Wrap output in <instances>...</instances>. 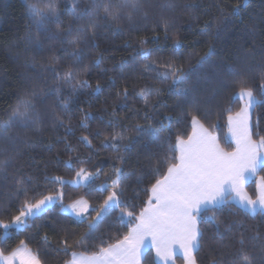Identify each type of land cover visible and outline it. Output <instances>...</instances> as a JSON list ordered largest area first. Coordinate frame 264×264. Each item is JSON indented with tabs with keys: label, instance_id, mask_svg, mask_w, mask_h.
I'll use <instances>...</instances> for the list:
<instances>
[{
	"label": "trees",
	"instance_id": "16d2710c",
	"mask_svg": "<svg viewBox=\"0 0 264 264\" xmlns=\"http://www.w3.org/2000/svg\"><path fill=\"white\" fill-rule=\"evenodd\" d=\"M30 2L46 11L48 0ZM103 2L116 4L118 0ZM59 6L64 13L62 28L71 30L68 40L79 38L76 50L82 52V58L71 55L73 45L61 43L63 36L48 39L56 32L54 25H49L47 35L38 32L26 14L23 0H0V124L26 100L35 105L33 116L38 121L29 128L9 129L8 135L17 141L14 147L0 141V147L7 148L0 153V161H10L6 176L0 175V220L10 222L19 213L24 197L16 199L17 188L36 186L42 195L35 196L33 202L50 192L64 193L62 203L57 201L47 214L30 220L29 227L11 230L0 249L9 252L24 241L39 253L42 264H64L72 251L93 254L99 251L101 240L106 246L128 234L132 225L122 224L121 210L113 209L100 224L95 239L86 241L84 247L75 244L88 231L87 224L97 219L96 213L110 191H102L101 187L116 178L115 168L123 173L116 191L123 190L122 199L135 205L127 211L138 216L148 200L147 190L166 173V168L160 175L156 173L158 161L165 154L172 155L168 146L175 143L178 134L184 138L191 134V115H198L221 146L231 150L234 145L226 137L229 113L225 109L231 108L233 114L241 103L232 99L238 89L230 85L247 79L254 94L264 99L260 95L264 83L260 76L264 65V0H143L141 11L133 14L132 21L125 13L118 22L105 19L102 9L92 10L90 0H80L79 20L65 11L63 2ZM71 6L69 2L68 8ZM91 11L98 14L91 15ZM164 22L171 25L167 38ZM37 40L45 46L39 56L28 51V45ZM142 50L151 52L149 61L141 59ZM52 56L59 61L54 65L59 76L72 73L70 84L42 70L53 67L49 63ZM169 60L182 67L184 85H175L171 78L165 80L156 72H143L145 63L164 64ZM121 65H125L123 74ZM141 89L152 92L147 104L139 95ZM65 101L67 111L62 108ZM54 113L61 117L62 125ZM257 120L260 128L254 129V133L259 131V136L253 135L256 140L264 136V106L253 112L252 122ZM149 126L157 139L144 134ZM113 132L125 139L112 142ZM85 136L90 145L82 140ZM81 167L92 172L100 170V175L82 186L67 183ZM258 174L264 176V172ZM57 176L66 183L50 182ZM245 186L254 196V180ZM32 197L30 191L28 199ZM78 197H85L91 205L88 220L81 221L61 210L64 202ZM217 215L218 227L207 218L199 223L203 237L198 264H239L241 235L243 251L253 264H260L264 258V214L258 212L253 217L230 203ZM64 239L72 245L68 255L63 251ZM145 256L141 264H158L151 248Z\"/></svg>",
	"mask_w": 264,
	"mask_h": 264
},
{
	"label": "snow or ice",
	"instance_id": "6c2138e0",
	"mask_svg": "<svg viewBox=\"0 0 264 264\" xmlns=\"http://www.w3.org/2000/svg\"><path fill=\"white\" fill-rule=\"evenodd\" d=\"M65 5V11L71 12L74 19L79 20L81 16L77 12L80 0H48L45 5L46 11L41 10L30 0H23L27 9V15L36 29L40 33L47 35L50 32L49 25H54L56 32L48 36V39H60L61 43L67 42L73 45L72 56L82 58V52L77 51L79 48V38L68 40L71 36V30L62 28V20L60 11V3ZM71 8H68V3ZM91 9H102L105 19L110 18L114 22H118L122 15L127 14L129 21L133 20V14L139 13L143 7V0H118V3L105 4L103 0H90ZM91 15H97V11H91ZM145 14L144 19H147ZM31 27V24L29 25ZM96 26L93 25V28ZM163 31L166 38L171 25L164 22ZM96 33L93 31L92 36ZM143 43V41H142ZM28 51L34 52L36 56L45 52L44 44L37 40L28 45ZM139 55L141 59L149 61L150 51L142 50ZM97 60V64H99ZM49 63L53 67L42 69L55 73L59 79L66 83H71L73 75L71 72L59 76L54 65L59 61L56 57H49ZM260 76L264 79V65ZM125 70V65H121V74ZM143 72H156L157 76L163 79H172L175 85H184L186 81L185 74L181 66L177 65L174 60H169L164 64H158L156 61H150L143 66ZM83 84L86 86L87 81ZM231 87L238 89L233 92L232 99L239 100L241 108L232 114L231 108L225 109L228 117V127L232 140L235 142L233 151H226L220 146L218 138L212 134L209 128H206L198 115H191L190 124L192 134L185 139L182 135H177L174 144H169L168 152L172 155L165 154L163 159L159 160L156 165V173L161 174L166 168V173L162 178L156 179L151 188L147 190L148 200L146 207L135 215L134 211H127L129 207L134 208L135 205H129L123 197V190L119 192L122 179V169L115 168L116 178L112 180L110 185L101 187L102 191H109L101 209L97 211V219L87 224L88 231L75 242L76 246L84 247L86 241L96 238V232L103 220L111 214L113 209L121 210V223L132 225L127 235L123 238H116L115 243H109L104 246L101 240L99 251L91 255L83 252H70L72 245L67 239L62 241L63 251L69 254L71 259L66 264H141L142 258L146 259L145 252L149 248L155 249L156 256L169 264H174L173 256L177 249L183 260V264H198L197 253L200 248V241L203 233L199 228L201 220L207 218L219 226V217L217 213L223 212L225 206L230 203L238 206L246 213H251L254 217L258 212L264 214V176L260 177L257 185V196L253 199L245 190V184L251 176H255L258 172H264V136H260L259 140H254L253 135L259 136V131L254 133V129H259L260 124L257 120L252 122V114L256 107L264 106V99H259L251 87L248 86V80L241 78L233 81ZM97 85L96 91H99ZM74 91H79L74 89ZM189 89H185V95H188ZM55 94V93H51ZM127 89L123 95L127 97ZM139 95L147 104L152 92L147 89H141ZM260 95L264 96V83L260 85ZM195 104V100H193ZM67 111V101L62 106ZM35 105L31 101H22L16 108L8 121L0 124V141H7L11 146H15L17 141L8 135L9 129L13 127L29 128L38 123L33 113ZM199 113L198 107L194 108ZM54 118L62 125L63 120L57 114H53ZM147 116V114H146ZM207 118V117H205ZM39 131V129H36ZM144 134L157 139L154 130L149 126L144 129ZM107 139V138H106ZM125 137L118 132H113L111 141H123ZM170 139V137H169ZM87 144H91L88 137H82ZM105 146H109L106 144ZM112 146H117L113 143ZM7 148L0 147V153L6 152ZM178 153V155L176 154ZM9 160L0 161V175L6 176V168ZM71 164V161L66 162ZM100 175V170L94 172L81 167L76 172V180L67 183H74L82 186L94 182L95 178ZM59 182L61 185L66 183L63 177H52L50 182ZM21 187L16 189V199L24 197L22 206L18 209L19 215L12 216L10 222L0 220V244L6 243L13 229H26L29 227V221H35L42 215L52 210L54 204L59 201L62 203L64 193L57 192L55 194L44 195L42 199L33 200L35 196L42 195L35 190ZM32 191V200L28 199L29 192ZM62 211H68L71 215L76 216L81 221L89 219L90 205L86 199L81 198L62 208ZM96 211L95 209H92ZM211 213V215H209ZM241 249L239 250V264H253V260L243 251L244 238L240 237ZM0 264H42L39 253H34L28 248L24 241L16 249L5 254L4 249H0ZM215 264V262H214ZM233 264H236L234 261ZM260 264H264V258Z\"/></svg>",
	"mask_w": 264,
	"mask_h": 264
},
{
	"label": "rangeland",
	"instance_id": "374dc122",
	"mask_svg": "<svg viewBox=\"0 0 264 264\" xmlns=\"http://www.w3.org/2000/svg\"><path fill=\"white\" fill-rule=\"evenodd\" d=\"M242 106V105H241ZM241 108V107H240ZM240 110V109H239ZM226 137H227V139L228 140H230L232 143H233V145H234V147H233V149H231V150H227V149H225L223 146H221V144H220V146L222 147V148H224L226 151H233L234 149H235V147H236V145H235V142L232 140V137H231V133L229 132V127H228V130H227V134H226ZM254 140H256V139H254ZM257 140H259V139H257ZM78 171V170H77ZM260 177H262L261 175H259L258 173L255 175V176H251L249 179H248V181H250L251 179H253L254 180V185H255V195L254 196H251L250 194H249V191L247 190V188H246V186H245V190L247 191V193L253 198V199H256V196H257V185H258V183L260 182ZM162 178V177H161ZM77 178H76V174H75V176L72 178V179H70V181H75ZM247 181V182H248ZM246 182V183H247ZM60 192V191H59ZM55 193H57V192H54V193H52V192H50V193H47L46 195H49V194H55ZM43 197H41V198H39V199H42ZM81 198H83V199H86L85 197H78V198H76V199H73V200H70V201H67V202H64L62 205H61V209L62 208H64V209H67V206H69V205H71L73 202H75V201H77V200H80ZM38 199V200H39ZM87 200V199H86ZM88 201V200H87ZM35 202V201H34ZM89 202V201H88ZM89 205H90V203H89ZM91 206V205H90ZM145 207H146V204H145ZM143 210V209H142ZM64 212H66V213H69L68 211H64ZM70 214V213H69ZM16 215H19V213L18 214H16ZM74 216V215H73ZM120 216H121V212H120ZM6 223H7V221H6ZM3 231V230H2ZM29 248V247H28ZM30 249V248H29ZM9 252H11V251H9ZM9 252H5V254H8ZM180 255V254H179ZM177 257H180V258H182L181 257V255L180 256H176V262L177 263H180V262H183V260L181 261H179L178 260V258ZM175 262V263H176ZM176 263V264H177ZM172 264V263H171Z\"/></svg>",
	"mask_w": 264,
	"mask_h": 264
},
{
	"label": "crops",
	"instance_id": "0c3cea01",
	"mask_svg": "<svg viewBox=\"0 0 264 264\" xmlns=\"http://www.w3.org/2000/svg\"><path fill=\"white\" fill-rule=\"evenodd\" d=\"M234 114V113H233ZM227 124H228V121H227ZM227 130H228V126H227ZM191 134H192V131H191ZM190 134V135H191ZM213 134V133H212ZM214 135V134H213ZM185 139H187V137L185 138ZM177 155H178V153H177ZM17 248V246L15 247V248H13L12 250H14V249H16ZM152 249V251H153V254H154V257H155V260L157 261V263L158 264H164V261L161 259V258H159V257H157L156 256V252H155V249H153V248H151ZM11 250V251H12ZM180 254V251H179V249H177V251H176V253L174 254V256H173V259H174V264H176L177 262H176V256L178 255V256H180L179 255ZM86 255H91V254H86ZM71 259V256H70V258L68 259V260H70ZM67 260V261H68ZM66 261V262H67ZM181 261H182V258H181ZM66 262L64 263V264H66ZM176 262V263H175ZM172 262L171 261H169V264H171ZM177 264H183V262H180V263H177Z\"/></svg>",
	"mask_w": 264,
	"mask_h": 264
},
{
	"label": "water",
	"instance_id": "95a60500",
	"mask_svg": "<svg viewBox=\"0 0 264 264\" xmlns=\"http://www.w3.org/2000/svg\"><path fill=\"white\" fill-rule=\"evenodd\" d=\"M107 198V196L105 197V199ZM104 204V203H103Z\"/></svg>",
	"mask_w": 264,
	"mask_h": 264
}]
</instances>
